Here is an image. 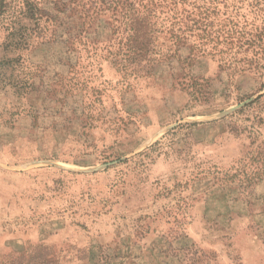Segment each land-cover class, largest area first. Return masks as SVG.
<instances>
[{"label":"rangeland","instance_id":"rangeland-1","mask_svg":"<svg viewBox=\"0 0 264 264\" xmlns=\"http://www.w3.org/2000/svg\"><path fill=\"white\" fill-rule=\"evenodd\" d=\"M232 3L160 8L162 53H207L146 78L0 30V264H264V56L225 39Z\"/></svg>","mask_w":264,"mask_h":264},{"label":"trees","instance_id":"trees-1","mask_svg":"<svg viewBox=\"0 0 264 264\" xmlns=\"http://www.w3.org/2000/svg\"><path fill=\"white\" fill-rule=\"evenodd\" d=\"M177 1L0 0V30L6 31L8 38L12 40L7 45L8 48L17 52L29 50L32 46L50 44H63L66 53L70 54L68 57L80 53L81 50L93 54L102 51L107 54L106 61L126 78H146L153 74L152 70L160 62L178 57L179 63L184 66L188 64L186 60L196 61L207 53L205 47L207 44L204 42L198 46H191L186 58L180 54L177 55L176 52H180V49L175 50L173 55L162 53L161 49H158V34L161 32L154 19L160 8L176 5ZM212 1L216 3V0ZM232 4L235 7L238 4V32L232 28L224 29L225 39L231 40L230 43L233 45L238 44V50L246 45L255 47L254 52L263 57L264 0H233ZM243 9H247L248 13L243 14ZM103 18H105L104 21ZM173 18L179 19L176 16ZM228 18L231 21V16ZM243 19L245 25L240 27L239 23ZM98 27H105L108 31L107 35L91 33ZM175 37L176 42H181L180 36ZM79 45L83 48L81 49ZM18 62L20 63L17 61L16 65ZM68 65V72L74 75L68 80V84H65L66 89L74 90L80 84L86 85L87 79L81 82L82 77H86V74L92 71L80 73L79 61L77 64L68 63ZM250 65V69L257 72L262 69L261 64H257L256 67H252L253 64ZM181 83L186 86L191 85ZM29 84V82L19 81L16 85L18 94L26 95ZM262 97L264 94L258 96L256 100Z\"/></svg>","mask_w":264,"mask_h":264}]
</instances>
